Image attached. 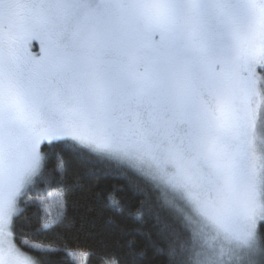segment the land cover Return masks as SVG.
<instances>
[{
    "label": "snow or ice",
    "instance_id": "1",
    "mask_svg": "<svg viewBox=\"0 0 264 264\" xmlns=\"http://www.w3.org/2000/svg\"><path fill=\"white\" fill-rule=\"evenodd\" d=\"M258 67L264 0H0V264L72 255L35 241L33 259L10 231L42 167L40 144L58 139L135 168L160 192L168 216L143 203L129 213L146 240L126 242L133 261L152 247L166 264H264ZM56 171L63 179L59 156ZM36 203L49 217L37 232L62 222ZM108 203L124 213L114 196Z\"/></svg>",
    "mask_w": 264,
    "mask_h": 264
},
{
    "label": "trees",
    "instance_id": "2",
    "mask_svg": "<svg viewBox=\"0 0 264 264\" xmlns=\"http://www.w3.org/2000/svg\"><path fill=\"white\" fill-rule=\"evenodd\" d=\"M34 44L39 46L38 41ZM40 149L42 167L19 197V209L22 211L14 216L12 222L11 232L19 248L34 259H39V254L29 245L39 241L71 252H85L86 264H166L165 256L152 247L148 248L142 261H133L128 256L130 250L126 242L129 239L134 238L139 247L146 246V240L133 231L141 227V222L129 213L143 203L153 214L168 216L160 207V192L146 177L123 163L81 149L70 139L44 142ZM58 156L66 168L63 179L56 171ZM53 195L62 199L63 209L61 204L57 205L52 219H62V222L51 231L39 233L41 218L47 222L49 217L36 203L37 197L47 199ZM109 195L123 205V214L110 207ZM61 210L63 217L58 216ZM109 215L115 217L116 225L106 228L104 220ZM142 226L153 234L154 240L157 239L150 217H145ZM44 264L78 263L72 255L60 251L45 256Z\"/></svg>",
    "mask_w": 264,
    "mask_h": 264
},
{
    "label": "rangeland",
    "instance_id": "3",
    "mask_svg": "<svg viewBox=\"0 0 264 264\" xmlns=\"http://www.w3.org/2000/svg\"><path fill=\"white\" fill-rule=\"evenodd\" d=\"M35 41H38L39 42V46L36 47V45L34 44ZM29 51L33 54V55H39L40 54V41L39 40H33L31 41V43L29 44ZM257 74L258 76H264V70H261L259 67L257 68ZM59 140V139H58ZM54 141V140H53ZM44 142H48V141H43L40 146H39V151L41 153V145L44 143ZM102 155V154H101ZM42 156V155H41ZM119 162V161H118ZM121 163V162H120ZM125 164V163H123ZM126 166H128L127 164H125ZM130 167V166H128ZM131 169H133L134 171L138 172L135 168L133 167H130ZM40 172V170L31 178L30 182L27 183L25 185V188L30 185L34 179L36 178V176L38 175V173ZM139 174H141L140 172H138ZM142 175V174H141ZM24 188V189H25ZM23 189V191H24ZM22 191V192H23ZM43 199V198H42ZM45 201V203L48 205V208L49 210L51 211L52 215H54V213L56 212V206L57 205H62L63 202H62V199H60L59 196L57 195H53V196H49L47 199H43ZM18 208H19V198H18ZM17 214V213H16ZM14 214L13 217H12V222H13V218L14 216L16 215ZM12 227V225H11ZM10 231H11V228H10ZM12 239V242L15 244L14 242V239H13V235L11 237ZM16 245V244H15ZM17 246V245H16ZM18 247V246H17ZM19 248V247H18ZM22 252H24L26 255H28L29 257L33 258L28 252L22 250L21 248H19ZM72 256L75 258V260L77 261L78 264H86V259H87V254L85 252H74L72 251ZM34 259V258H33Z\"/></svg>",
    "mask_w": 264,
    "mask_h": 264
}]
</instances>
